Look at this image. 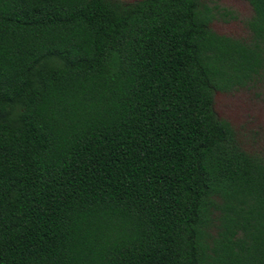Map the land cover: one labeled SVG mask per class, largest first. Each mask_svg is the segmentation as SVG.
I'll use <instances>...</instances> for the list:
<instances>
[{"label": "trees", "instance_id": "obj_1", "mask_svg": "<svg viewBox=\"0 0 264 264\" xmlns=\"http://www.w3.org/2000/svg\"><path fill=\"white\" fill-rule=\"evenodd\" d=\"M0 0V264H264V0Z\"/></svg>", "mask_w": 264, "mask_h": 264}, {"label": "rangeland", "instance_id": "obj_2", "mask_svg": "<svg viewBox=\"0 0 264 264\" xmlns=\"http://www.w3.org/2000/svg\"><path fill=\"white\" fill-rule=\"evenodd\" d=\"M222 7L232 10L238 18L228 23L216 21L214 28L225 34L244 32L243 20L251 15V7L245 0H215ZM218 113L232 121L249 145L264 154V98L248 91L234 94L217 93Z\"/></svg>", "mask_w": 264, "mask_h": 264}]
</instances>
